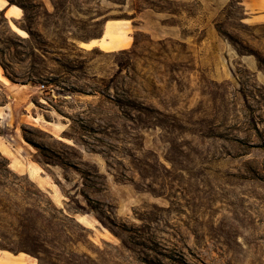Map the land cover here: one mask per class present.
<instances>
[{
	"label": "rangeland",
	"instance_id": "374dc122",
	"mask_svg": "<svg viewBox=\"0 0 264 264\" xmlns=\"http://www.w3.org/2000/svg\"><path fill=\"white\" fill-rule=\"evenodd\" d=\"M257 13L0 0V249L40 264H264Z\"/></svg>",
	"mask_w": 264,
	"mask_h": 264
},
{
	"label": "crops",
	"instance_id": "0c3cea01",
	"mask_svg": "<svg viewBox=\"0 0 264 264\" xmlns=\"http://www.w3.org/2000/svg\"><path fill=\"white\" fill-rule=\"evenodd\" d=\"M260 8L264 9V0H247V9L252 10L254 8ZM2 9L5 10V14L9 17H15L12 13V6H5L2 7ZM253 16L258 18H264V13H257ZM4 72L1 70L0 65V84L7 85L6 83V77L3 75ZM12 103V101H11ZM0 264H40L39 261L34 258L33 256H30L28 254L18 252V253H11L9 251L0 249Z\"/></svg>",
	"mask_w": 264,
	"mask_h": 264
},
{
	"label": "bare ground",
	"instance_id": "6f19581e",
	"mask_svg": "<svg viewBox=\"0 0 264 264\" xmlns=\"http://www.w3.org/2000/svg\"><path fill=\"white\" fill-rule=\"evenodd\" d=\"M13 10H12V12L14 13V10H15V8H14V5H13ZM20 8V7H19ZM21 9V8H20ZM17 10V9H16ZM22 30V29H21ZM19 31V30H18ZM23 31V30H22ZM19 32H21V31H19ZM22 34V33H21ZM24 34H25V32H24ZM45 120V119H44ZM29 144V143H28Z\"/></svg>",
	"mask_w": 264,
	"mask_h": 264
},
{
	"label": "trees",
	"instance_id": "16d2710c",
	"mask_svg": "<svg viewBox=\"0 0 264 264\" xmlns=\"http://www.w3.org/2000/svg\"><path fill=\"white\" fill-rule=\"evenodd\" d=\"M10 163V162H9Z\"/></svg>",
	"mask_w": 264,
	"mask_h": 264
}]
</instances>
